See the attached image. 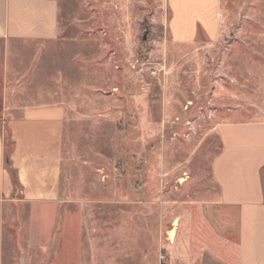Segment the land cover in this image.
<instances>
[{
    "label": "rangeland",
    "instance_id": "rangeland-1",
    "mask_svg": "<svg viewBox=\"0 0 264 264\" xmlns=\"http://www.w3.org/2000/svg\"><path fill=\"white\" fill-rule=\"evenodd\" d=\"M59 1L74 33L58 67L72 78L76 47L94 88L64 87L84 90L64 134L70 198L42 242L34 207L16 204L5 264H220L201 230L218 196L215 127L264 119V0H223L229 31L194 44L173 41L168 0H77L88 17Z\"/></svg>",
    "mask_w": 264,
    "mask_h": 264
},
{
    "label": "crops",
    "instance_id": "crops-1",
    "mask_svg": "<svg viewBox=\"0 0 264 264\" xmlns=\"http://www.w3.org/2000/svg\"><path fill=\"white\" fill-rule=\"evenodd\" d=\"M60 4L0 0V264L6 263V232L16 204L34 207L38 233L34 241L42 242L46 234L42 230L54 228L49 215L70 198L63 189L64 134L67 120L78 117L70 103L84 90L74 89L70 100L64 87L93 89L94 82L80 57L84 53L76 47L71 52L76 67L72 78L58 67L61 61L56 56L65 49V40H71L68 34L74 33L62 26ZM66 4L88 17L77 0ZM168 4L170 31L177 44H194L199 38L217 42L230 29L223 0H168ZM215 130L221 142L212 164L218 196L205 206L201 230L214 231L218 263L264 264V119L222 121ZM6 134L12 141L10 161L17 172V189L5 163Z\"/></svg>",
    "mask_w": 264,
    "mask_h": 264
},
{
    "label": "trees",
    "instance_id": "trees-1",
    "mask_svg": "<svg viewBox=\"0 0 264 264\" xmlns=\"http://www.w3.org/2000/svg\"><path fill=\"white\" fill-rule=\"evenodd\" d=\"M12 150V141L9 139V137H6V155H5V163L6 166L12 176L14 185L16 187V189L19 187V181L17 178V172L16 170L13 168L11 161H10V153Z\"/></svg>",
    "mask_w": 264,
    "mask_h": 264
},
{
    "label": "bare ground",
    "instance_id": "bare-ground-1",
    "mask_svg": "<svg viewBox=\"0 0 264 264\" xmlns=\"http://www.w3.org/2000/svg\"><path fill=\"white\" fill-rule=\"evenodd\" d=\"M170 236H171V239L175 237V231H174V230H172V231L170 232Z\"/></svg>",
    "mask_w": 264,
    "mask_h": 264
}]
</instances>
